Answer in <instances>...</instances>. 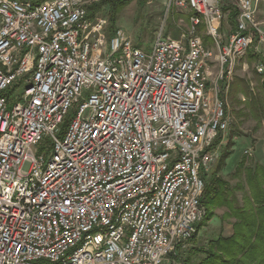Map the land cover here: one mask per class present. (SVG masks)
Wrapping results in <instances>:
<instances>
[{
    "label": "built area",
    "instance_id": "1",
    "mask_svg": "<svg viewBox=\"0 0 264 264\" xmlns=\"http://www.w3.org/2000/svg\"><path fill=\"white\" fill-rule=\"evenodd\" d=\"M101 1L0 0V264H163L206 217L222 89L249 54L264 80V0H238L228 32L222 0H168L187 28L151 55L108 42Z\"/></svg>",
    "mask_w": 264,
    "mask_h": 264
},
{
    "label": "rangeland",
    "instance_id": "2",
    "mask_svg": "<svg viewBox=\"0 0 264 264\" xmlns=\"http://www.w3.org/2000/svg\"><path fill=\"white\" fill-rule=\"evenodd\" d=\"M118 0H102V4L97 9H91L90 15L101 20L106 26L105 34L108 42L115 36L117 29H122L126 35L132 40L133 44L143 49L148 55L153 52L155 41L162 29L163 38L167 39L170 35L174 40H180L181 35L187 28V19L190 11L168 12V0H151L145 5H141L137 0L129 2L123 6L119 13L115 15L116 20L112 21L111 2ZM238 0H222L224 6H232V10L236 7ZM237 8V7H236ZM228 9L226 11L225 31L231 22ZM199 35L207 48L217 50L213 39L207 34L204 25L199 28ZM186 45V41L184 42ZM242 60L236 67L235 76L230 81V87H224L221 95L227 102V110L230 120V127L224 143L217 147L216 160L206 174V180L209 182L213 173L225 181L235 185L243 182L244 177H238V166L244 161L247 165L253 163L264 164V108L258 109L257 119L255 116H245L250 114L251 107L246 104V94L239 92L242 81L250 85L251 90L257 98L264 100V80L260 82L256 79L254 71V61L248 60L249 68H244ZM209 87H213L209 85ZM25 86H22L11 97L21 94ZM213 92V90H209ZM89 95L84 92L83 101L87 100ZM12 105L10 104L9 107ZM253 106V105H252ZM73 110L69 114L72 116ZM49 137H45L39 146V154L44 155L45 161L48 162L52 156V150L48 148ZM226 155L225 158L223 156ZM223 159V160H222ZM262 161V162H261ZM224 209H216L215 215L203 221V225L199 227L196 241L188 240L181 242L176 246L173 252L165 256L163 264H180V258H186L188 253L194 248L205 246L211 239L216 238L223 233L229 235L232 232V226L227 222H223L221 216ZM200 226V224H199Z\"/></svg>",
    "mask_w": 264,
    "mask_h": 264
},
{
    "label": "trees",
    "instance_id": "3",
    "mask_svg": "<svg viewBox=\"0 0 264 264\" xmlns=\"http://www.w3.org/2000/svg\"><path fill=\"white\" fill-rule=\"evenodd\" d=\"M131 1L133 0L111 2L112 21L116 20L115 15L120 9ZM137 1L145 5L151 0ZM101 4L102 2L95 4L90 10L99 8ZM228 9L231 22L235 24L237 8L232 10V6H224L225 12ZM247 59L253 62L257 58L249 54ZM256 79L260 82L262 77L256 74ZM239 92L246 94L244 101L252 109L250 114L245 116L253 115L258 119V109L260 110V106L264 108V100L257 98L245 81H242ZM69 122V118L65 119L61 134L66 131ZM225 157L226 155L223 156ZM236 176L244 177V181L233 185L213 173L211 180H206L203 198L206 208L203 221L211 219L216 209H224L221 219L232 226V232L229 235L221 233L205 246L192 249L186 258L179 259L180 264H264V164L256 162L246 166L242 161ZM203 221L198 229L203 225ZM197 234L198 230L190 240L196 241Z\"/></svg>",
    "mask_w": 264,
    "mask_h": 264
},
{
    "label": "crops",
    "instance_id": "4",
    "mask_svg": "<svg viewBox=\"0 0 264 264\" xmlns=\"http://www.w3.org/2000/svg\"><path fill=\"white\" fill-rule=\"evenodd\" d=\"M262 162V161H261ZM263 163V162H262Z\"/></svg>",
    "mask_w": 264,
    "mask_h": 264
}]
</instances>
